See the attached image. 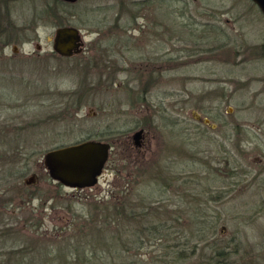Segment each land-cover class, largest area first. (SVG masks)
<instances>
[{
    "label": "rangeland",
    "instance_id": "rangeland-1",
    "mask_svg": "<svg viewBox=\"0 0 264 264\" xmlns=\"http://www.w3.org/2000/svg\"><path fill=\"white\" fill-rule=\"evenodd\" d=\"M9 6V32L31 41L0 66V264H19L22 246L60 245L76 234L72 222L104 218L124 194L126 208L134 203L142 211L140 198L156 205L154 215L179 216L177 231L165 230L170 240L139 249L147 259L168 250V242L189 251L200 235L195 252L175 263L166 256L169 264H264V15L257 5L10 0ZM61 25L80 29L82 52L52 51ZM141 127L144 142L134 153L129 139ZM83 139L111 144L97 183L70 188L54 181L43 154ZM189 220L198 230L187 242Z\"/></svg>",
    "mask_w": 264,
    "mask_h": 264
},
{
    "label": "trees",
    "instance_id": "trees-1",
    "mask_svg": "<svg viewBox=\"0 0 264 264\" xmlns=\"http://www.w3.org/2000/svg\"><path fill=\"white\" fill-rule=\"evenodd\" d=\"M48 6L45 5L44 11L48 13ZM43 10V9H42ZM53 10V8L51 9ZM41 11V10H40ZM13 33V32H12ZM10 34L12 37L13 34ZM149 79V78H148ZM147 79V80H148ZM128 170V168H126ZM119 196V195H118ZM125 199L118 202V197L115 196V202L112 206V211L108 212V215L101 218V215L91 217L90 219H79L72 222V229L76 231V234L62 237L56 247H33L24 250V246L18 248L19 252V264H169L166 256L171 257L172 262H177L185 254L195 252L198 240L204 238L200 235L195 237L196 240L191 245V250L182 253L183 251H176L172 249L174 245L168 242V245H164V248L168 250L164 251L158 257L152 259L144 257L139 252V249L146 242L151 240L163 239L164 241L172 238V234L165 233V230L173 225L177 231V222L179 216H164L159 213L154 215L153 211L156 209L154 206L145 202V199L141 201L139 198V204L143 203V210L137 211L134 203L129 200V206L127 205L128 195H123ZM139 205V206H140ZM100 207V206H99ZM98 208V205H96ZM158 211V210H155ZM175 221V222H174ZM93 223V226H92ZM197 222L193 220L188 221L185 228L188 230L191 237H187L185 241H192V231L198 230L196 226ZM94 229V230H91ZM96 231V232H92ZM105 231V233H104ZM164 231V232H163ZM92 232V234H90ZM101 232V233H100ZM13 232L8 230V234ZM94 233H100L95 235ZM197 233L195 232L194 235ZM58 238V237H56ZM54 238V239H56ZM51 240V239H50ZM162 241V242H164ZM55 242V241H53ZM214 245V244H213ZM26 246V245H25ZM54 248V249H53ZM224 246L219 247L215 245L213 249L216 254H224ZM16 249L11 252L16 253ZM36 253V254H35ZM137 255H139L137 257ZM121 257V261L117 259ZM211 256L210 258H212ZM158 258V259H157ZM24 260V261H23ZM170 260V261H171ZM160 261V262H158ZM16 263V262H14Z\"/></svg>",
    "mask_w": 264,
    "mask_h": 264
},
{
    "label": "water",
    "instance_id": "water-1",
    "mask_svg": "<svg viewBox=\"0 0 264 264\" xmlns=\"http://www.w3.org/2000/svg\"><path fill=\"white\" fill-rule=\"evenodd\" d=\"M74 2L75 0H63ZM264 15V0H251ZM83 38L79 28L72 25L56 27L52 48L63 56L78 54ZM206 122L207 118L204 119ZM139 134L136 132L133 137ZM111 146L106 141L84 139L78 142L48 149L43 154V163L49 176L70 188L91 187L97 183L107 160ZM32 180L26 179V183Z\"/></svg>",
    "mask_w": 264,
    "mask_h": 264
},
{
    "label": "flooded vegetation",
    "instance_id": "flooded-vegetation-1",
    "mask_svg": "<svg viewBox=\"0 0 264 264\" xmlns=\"http://www.w3.org/2000/svg\"><path fill=\"white\" fill-rule=\"evenodd\" d=\"M9 4H10V0H0V66H2V67L4 66V62H6L5 66H7L9 64V58L15 56L19 52V50L17 48L19 43H21V44L26 43L27 44L30 40V38H23L24 36L21 37L17 33V31L15 33L14 32L12 33L13 34L12 37L10 36L11 33L9 32L10 31V23H9L10 6H9ZM44 8H46V7L44 6ZM56 27H58V26H56ZM56 27H55V29H56ZM55 29H54V33H55ZM53 37H54V34H53ZM53 37H52V44H53ZM10 46L12 49V54L10 52H6V50H9ZM36 46L39 48L40 47L39 43ZM82 50H83V46H82ZM82 50H81V52H82ZM52 51L57 53L53 48H52ZM57 54H59V53H57ZM73 55H76V54H73ZM61 56H63V55H61ZM146 60L153 62L151 57H148L147 55H146ZM1 71H2V69H0V73H2ZM2 78H4V77H1L0 81L2 80ZM141 78H143V77L141 76ZM147 79H148V77H144V79H142V81L145 80L146 83H148L149 81ZM136 132H139V134H136V136L133 137ZM130 137H131V139H129L130 140L129 145H130V147L133 148V150L135 149L134 153L135 152L137 153V151H139L141 149L142 144L144 142V138H145L143 127L137 129ZM117 139H119L121 141L123 139V136H120ZM106 142H108V141H106ZM108 143L110 144V142H108ZM110 146H111V144H110ZM126 148H127V146H126ZM110 150L108 153L107 160L109 159V156H110L109 155ZM122 156H124V155H122ZM107 160H106V162H107ZM106 162H105V164H106ZM103 169H104V166H103Z\"/></svg>",
    "mask_w": 264,
    "mask_h": 264
}]
</instances>
